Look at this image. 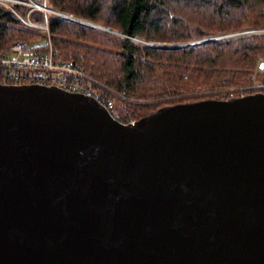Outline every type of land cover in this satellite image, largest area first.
<instances>
[{
	"label": "water",
	"instance_id": "obj_1",
	"mask_svg": "<svg viewBox=\"0 0 264 264\" xmlns=\"http://www.w3.org/2000/svg\"><path fill=\"white\" fill-rule=\"evenodd\" d=\"M0 264H264V93L123 123L0 84Z\"/></svg>",
	"mask_w": 264,
	"mask_h": 264
},
{
	"label": "trees",
	"instance_id": "obj_2",
	"mask_svg": "<svg viewBox=\"0 0 264 264\" xmlns=\"http://www.w3.org/2000/svg\"><path fill=\"white\" fill-rule=\"evenodd\" d=\"M48 3L47 13L24 4H14L12 9L0 5V52L15 42L33 43L46 36L21 18L29 16L34 24L47 21L52 44L64 59L82 64L87 73L123 96L117 100V119L123 123L166 106L241 97L237 93L252 83L254 75L264 81V34L217 39L242 31H263L264 0ZM55 12L70 13L121 35L68 22ZM153 41L193 44L168 49L146 44Z\"/></svg>",
	"mask_w": 264,
	"mask_h": 264
},
{
	"label": "built area",
	"instance_id": "obj_3",
	"mask_svg": "<svg viewBox=\"0 0 264 264\" xmlns=\"http://www.w3.org/2000/svg\"><path fill=\"white\" fill-rule=\"evenodd\" d=\"M34 7L46 13L49 12L47 6L35 5ZM21 20L29 27L41 29L46 36L33 43L15 42L8 50L0 52V84L59 87L71 93L93 98L117 119L119 116L117 100L123 96L87 73L82 64L64 59L52 44L47 21L34 24L29 20V16ZM249 33L246 31L243 34ZM237 35L226 37H237ZM245 91H242L241 97L264 93V81L254 75L252 83L245 88Z\"/></svg>",
	"mask_w": 264,
	"mask_h": 264
},
{
	"label": "rangeland",
	"instance_id": "obj_4",
	"mask_svg": "<svg viewBox=\"0 0 264 264\" xmlns=\"http://www.w3.org/2000/svg\"><path fill=\"white\" fill-rule=\"evenodd\" d=\"M14 4H24V5H29V6H31L32 7V9H36L34 6L35 5H38V6H47V7H49V3H48V0H0V5L1 6H4V7H7V8H9V9H12V6L14 5ZM37 10V9H36ZM55 13H57V15L59 16V17H61L62 19H64V20H66V21H68V22H81V23H83V24H88V25H90V26H92L93 28H95V29H100V30H104V31H106V32H108V33H110V34H113V35H115V36H120V35H117V34H115V33H112V32H109L108 31V29H110V30H113V31H115V32H118V31H116V30H114V29H112V28H110V27H105V26H102L101 24H95V23H90V22H87V21H85V20H83L82 21V19L80 20V19H78V18H76V17H74L72 14H70V13H66V12H55ZM20 16V15H19ZM44 23V22H43ZM50 31V30H49ZM264 31V30H263ZM244 32H246V31H242V32H240V33H235V34H238L237 36H246V35H244L243 33ZM247 32H250L248 35H250V34H264V33H257L258 31H247ZM119 33V32H118ZM226 36H228V35H220L219 37H217V39H222V38H227ZM216 39V38H215ZM200 41H202V40H200ZM200 41H197V42H194V43H198V42H200ZM191 44H193V42H190ZM190 43H188V44H190ZM146 44L147 45H150L151 47H164V46H174V45H184V44H187V43H182V44H180V43H176V44H174V43H161V42H146ZM248 87V86H247ZM246 92L245 91V88L244 89H241V90H239V93H237V94H242L243 92Z\"/></svg>",
	"mask_w": 264,
	"mask_h": 264
}]
</instances>
